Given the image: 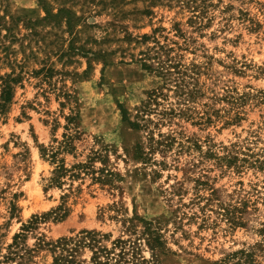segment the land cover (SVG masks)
<instances>
[{"label": "rangeland", "instance_id": "374dc122", "mask_svg": "<svg viewBox=\"0 0 264 264\" xmlns=\"http://www.w3.org/2000/svg\"><path fill=\"white\" fill-rule=\"evenodd\" d=\"M44 147L79 176L53 184ZM118 241L264 264V0H0V264Z\"/></svg>", "mask_w": 264, "mask_h": 264}, {"label": "trees", "instance_id": "16d2710c", "mask_svg": "<svg viewBox=\"0 0 264 264\" xmlns=\"http://www.w3.org/2000/svg\"><path fill=\"white\" fill-rule=\"evenodd\" d=\"M164 46H159L158 49H164ZM167 55L170 53L171 50H167L165 49ZM149 56V55H147ZM150 57V56H149ZM163 62L160 63V66L156 69L158 74L161 75L162 77H164L166 79V77L171 76V69L174 68V65L170 66L167 65V67H165ZM148 68L151 67V65L145 64ZM177 67V66H176ZM152 68V67H151ZM180 72V71H179ZM165 84H167V82H165ZM179 86V85H177ZM9 89L10 86L7 85V89H5V95H4V102L7 103L9 102L10 98L8 96L9 94ZM152 93V97L151 99H157V93L162 94V92H158L156 90H154ZM4 103V104H5ZM2 105V107H4L5 105ZM134 126H143L145 128H149L148 125V119H145V122L143 123V125H141L140 123H133ZM151 131V129H149ZM152 132V131H151ZM70 146V143L67 141L64 144L65 148H68ZM60 149V148H59ZM60 152L59 151H55L54 148H46L44 147L42 149V154L45 157H49L52 159V162L56 163V161L61 162L58 165V168L55 169V174L54 176L51 178V182L55 185H61L63 184L67 179H73L79 176V174L76 172V170H71L68 169L63 160L59 161L58 159V154ZM148 242L149 244H153V246H155L154 244H156L157 242H159V240L153 237V233L151 231V229L148 230ZM95 240L93 239L92 242V238L90 239V242L88 243L89 245H95ZM115 248L119 249V252H115L114 250L111 249H107V248H98L97 250L94 251V255L92 257V264H146V260H142L140 261H135L132 258L128 257V252H127V247L126 244L123 241H118L115 244Z\"/></svg>", "mask_w": 264, "mask_h": 264}]
</instances>
